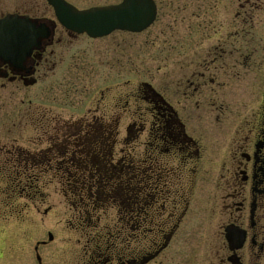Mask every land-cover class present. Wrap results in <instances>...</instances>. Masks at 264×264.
<instances>
[{"label":"flooded vegetation","instance_id":"obj_1","mask_svg":"<svg viewBox=\"0 0 264 264\" xmlns=\"http://www.w3.org/2000/svg\"><path fill=\"white\" fill-rule=\"evenodd\" d=\"M122 2L0 0V91L37 95L41 78L63 70L67 92L76 76L89 77L78 82L83 90L102 85L90 118L66 133L76 155L58 164L77 170L63 180L65 194L78 200L84 229L96 231L82 264H264V101L247 94L248 77L264 82V37L248 38L249 27L264 28V0H134L153 11L151 24L99 38L68 30L55 10L56 3L86 11ZM154 27L177 28L162 44L158 78L120 95L119 45L104 40ZM130 103L143 110L127 115ZM141 134L144 159L136 161ZM208 150L217 159L206 164ZM14 153L0 149L8 155L0 171L37 166ZM200 167L217 170V179L196 181ZM109 210L117 227L99 228L96 214Z\"/></svg>","mask_w":264,"mask_h":264},{"label":"rangeland","instance_id":"obj_2","mask_svg":"<svg viewBox=\"0 0 264 264\" xmlns=\"http://www.w3.org/2000/svg\"><path fill=\"white\" fill-rule=\"evenodd\" d=\"M259 25L257 23L248 28L249 39L252 36L254 39L264 37V28ZM159 31V27H154L147 34L135 37L114 33L104 40L107 44L114 41L119 45L120 95L135 91L134 88L148 82L150 77L158 78L156 71L162 66L159 56L162 44L165 39H176L177 28H167L164 34ZM80 78H73L76 85L69 92L64 70L41 78L37 95L32 91H14L12 88L0 91V149L15 152L14 155L22 157L24 161L28 158L30 163H37V166L24 174H21V168L14 165L8 171L13 177H19V184L26 183L28 179L35 180L41 192L35 198L26 193L16 194L10 191L9 182L4 177L7 171L0 172V264H36V253L42 264H82L87 259L86 250L94 247L88 240L96 231L84 229L86 224L81 220L73 202L76 199L65 194V172L58 169V164L66 158L67 153L70 156L77 153L73 144L74 137L67 139L66 135L76 130L77 120L90 118L97 106L98 90L102 86L100 84L94 89V84L95 86L90 85L83 90L77 86L78 82L88 83L89 77ZM248 80L252 85L249 93L247 92L248 99L253 97L259 100L262 95L264 101V82L261 78L256 80L255 77H248ZM123 102L124 100L120 103V111L125 108ZM127 109V115H130L134 109L136 112L143 110V106L130 103ZM37 115L43 118L39 120ZM129 121L126 119L120 125L121 138L124 137ZM85 126L83 124V131ZM138 139L135 157L136 161H143L142 143L145 134H141ZM216 153L208 150L202 159L206 164L213 163L217 159ZM14 155L10 157L16 161L17 157ZM119 155L114 156L115 161ZM7 156H0L2 167V160ZM206 168L198 169L196 181L217 179V170L210 171V168ZM75 171L77 170L70 166L68 177H77L79 174ZM96 216L100 218L99 228L117 227L114 210L104 214L98 212ZM48 233L52 235L50 242L47 241ZM105 240L102 241L103 246L106 244ZM40 242L46 243L35 252L34 247Z\"/></svg>","mask_w":264,"mask_h":264},{"label":"water","instance_id":"obj_3","mask_svg":"<svg viewBox=\"0 0 264 264\" xmlns=\"http://www.w3.org/2000/svg\"><path fill=\"white\" fill-rule=\"evenodd\" d=\"M136 3L141 5L138 1ZM55 10L57 18L68 30L78 34L85 33L91 38L107 36L117 30L139 33L153 20V11L151 10V15H148L147 10H141L138 5H135L134 0H123L115 7L86 11H77L69 5L56 3ZM7 40L26 42V39ZM48 240H52L51 235H48Z\"/></svg>","mask_w":264,"mask_h":264},{"label":"trees","instance_id":"obj_4","mask_svg":"<svg viewBox=\"0 0 264 264\" xmlns=\"http://www.w3.org/2000/svg\"><path fill=\"white\" fill-rule=\"evenodd\" d=\"M25 171H23L21 174H24ZM66 174V173H65ZM88 174V173H86ZM13 174L8 171L4 173V177L7 179L9 182V188L10 191H14L16 194H28L31 198L36 197V195H39L41 192L39 190V187L36 186V181L33 179H28L26 183L19 184L18 183V178H15L12 176ZM20 175V174H19ZM66 176V175H65ZM69 176V172H67V178ZM67 195H69V190L67 188ZM78 201V200H76ZM79 213H82L81 210H79Z\"/></svg>","mask_w":264,"mask_h":264}]
</instances>
